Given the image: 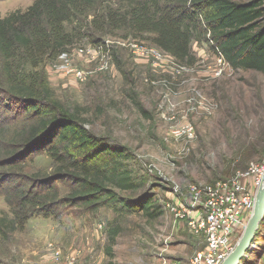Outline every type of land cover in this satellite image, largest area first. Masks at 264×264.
Returning a JSON list of instances; mask_svg holds the SVG:
<instances>
[{"label":"rangeland","instance_id":"1","mask_svg":"<svg viewBox=\"0 0 264 264\" xmlns=\"http://www.w3.org/2000/svg\"><path fill=\"white\" fill-rule=\"evenodd\" d=\"M32 2L0 0V14L24 10ZM94 35L119 38L118 33ZM209 38L206 33L191 42L192 65L176 60L154 68L150 59L115 48L113 68L85 83L47 70L55 99L78 109L92 132L127 149L141 187L122 194L151 200L146 210L131 213L65 207L55 218L33 216L0 245L3 264H66L72 258L74 264L190 263L203 239L167 204L186 205L192 184L228 178L264 154V74L222 65ZM136 42L153 45L148 39ZM27 170L49 172L51 162L38 156ZM2 214L10 216L0 197ZM242 264H264V218Z\"/></svg>","mask_w":264,"mask_h":264},{"label":"trees","instance_id":"2","mask_svg":"<svg viewBox=\"0 0 264 264\" xmlns=\"http://www.w3.org/2000/svg\"><path fill=\"white\" fill-rule=\"evenodd\" d=\"M95 32L148 39L186 65L196 61L191 42L207 33L229 66L264 74V0H33L0 14V197L10 213L0 215V245L31 217L55 218L65 207L118 214L149 205L148 196L122 194L141 187L127 149L87 128L47 81L61 52L104 39ZM38 156L50 160L49 172L27 170Z\"/></svg>","mask_w":264,"mask_h":264},{"label":"built area","instance_id":"3","mask_svg":"<svg viewBox=\"0 0 264 264\" xmlns=\"http://www.w3.org/2000/svg\"><path fill=\"white\" fill-rule=\"evenodd\" d=\"M115 48H125L140 58L150 59L154 68L163 69L167 63L174 65L176 62L173 56L155 45L146 46L128 38H104L96 44L70 47L57 55L47 68L76 83H85L113 68ZM213 50L222 65L228 64L218 48ZM221 71L220 68L215 73L218 75ZM263 174L264 154L246 170L237 171L228 178L192 184L186 205L167 204L193 234L204 235L205 246L193 254L189 264H221L234 249L238 232L244 228L253 209L255 191ZM74 262L72 258L66 264Z\"/></svg>","mask_w":264,"mask_h":264},{"label":"water","instance_id":"4","mask_svg":"<svg viewBox=\"0 0 264 264\" xmlns=\"http://www.w3.org/2000/svg\"><path fill=\"white\" fill-rule=\"evenodd\" d=\"M264 218V174L256 188L254 204L251 214L243 228L242 234L237 240L234 249L228 254L221 264H242L253 243L259 223Z\"/></svg>","mask_w":264,"mask_h":264}]
</instances>
